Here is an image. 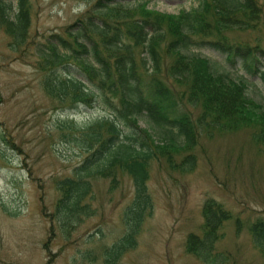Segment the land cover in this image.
I'll use <instances>...</instances> for the list:
<instances>
[{
  "label": "trees",
  "instance_id": "1",
  "mask_svg": "<svg viewBox=\"0 0 264 264\" xmlns=\"http://www.w3.org/2000/svg\"><path fill=\"white\" fill-rule=\"evenodd\" d=\"M78 1L89 3L84 12L61 34L36 45L41 87L61 105L90 107L101 100L107 112L60 123L87 154L71 176L55 180L57 197L50 216L66 232L88 208L91 179L108 178L112 188L117 174L129 176L134 191L121 211L122 234L101 248L104 263L114 264L125 247L134 246L137 226L149 214L145 183L151 160L191 170V153L179 161L173 155L190 151L201 131L248 129L251 141L264 146V109L248 97L244 79L218 73L208 58L185 52L191 44H208L227 62L238 60L257 73L264 87V45L229 36L260 31L264 0H199L196 7L176 14L149 10L146 1L132 0V6L127 0ZM29 24V0H0V25L11 48L25 41ZM141 50L146 57L139 55ZM72 66L83 79L69 73ZM139 117L161 130L158 139L138 125ZM0 141L8 143L2 135ZM200 215V232L185 235L183 250L202 262H216L213 250L223 223L232 219L238 227L240 221L211 197L203 200ZM247 231L264 254V220H253Z\"/></svg>",
  "mask_w": 264,
  "mask_h": 264
},
{
  "label": "rangeland",
  "instance_id": "2",
  "mask_svg": "<svg viewBox=\"0 0 264 264\" xmlns=\"http://www.w3.org/2000/svg\"><path fill=\"white\" fill-rule=\"evenodd\" d=\"M127 1L128 6L135 2ZM138 1L169 14L199 2ZM88 5L78 0H29L28 35L13 48L0 25V135L8 141H0V264H105L101 248L122 234L121 211L134 191L123 173L117 174L112 188L108 178L90 180L88 208L66 232L50 216L57 197L55 180L71 176L87 154L60 123L101 116L107 105L96 100L90 107L71 108L46 96L36 45L61 34ZM260 26L258 32L233 31L229 36L264 45V23ZM185 52L208 58L218 73L244 79L248 97L264 109V87L257 73L245 70L238 60L227 62L224 54L205 43L191 44ZM139 55L146 57L142 50ZM69 73L84 78L74 66ZM138 125L155 139L161 131L144 117L138 118ZM186 153L194 157L188 171L170 169L162 159L149 162V214L144 213L137 226L134 246L125 247L114 264H264L263 252L247 231L253 220H264V146L251 141L248 129L201 131L190 151L173 158L179 161ZM208 197L220 202L240 225L232 219L223 223L213 250L218 260L207 263L185 253L183 242L188 232H200V206Z\"/></svg>",
  "mask_w": 264,
  "mask_h": 264
}]
</instances>
